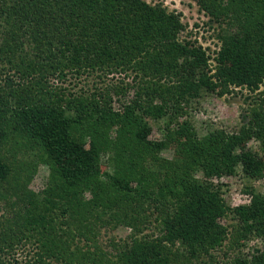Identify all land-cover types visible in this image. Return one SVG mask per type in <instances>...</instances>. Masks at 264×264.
Wrapping results in <instances>:
<instances>
[{
    "label": "trees",
    "instance_id": "trees-1",
    "mask_svg": "<svg viewBox=\"0 0 264 264\" xmlns=\"http://www.w3.org/2000/svg\"><path fill=\"white\" fill-rule=\"evenodd\" d=\"M193 1L228 29L219 34L218 81L210 74L212 57L195 43L180 42L184 25L161 6L142 0H0V79L5 81L0 84V189L10 181L26 187L38 166L17 168V154L3 157L5 145L34 155L50 172L51 188L27 208L32 215L24 219L22 233L36 236L42 226V246L50 250L97 224L134 230L125 245L94 250L98 257L92 263L79 258L84 253L77 246L71 264H222L217 254L226 241L224 264H264V249L258 247L251 259L234 255L252 235L264 238V196L248 187L252 203L233 208L225 202V185L213 182L215 176H234L239 165L244 178L264 179V146L262 155L248 147L253 138L264 141V91L259 109L251 110L254 118L237 132L201 135L189 116V104L203 90L219 97L232 86L260 91L264 0ZM66 68L76 69L74 78L97 69L105 75L134 73L137 90L128 102L118 98L121 110L115 111L112 95L118 86L73 91L64 86ZM129 91L132 85L126 84L120 93L126 98ZM116 123L118 136L110 141ZM153 125L162 131L161 140L149 138ZM168 147L175 149L171 160L155 157ZM108 153L115 175L93 185L101 156ZM22 191L11 200L13 207L35 203ZM84 191L91 192L90 200L81 197ZM11 198L3 194L0 202L7 205ZM147 211L151 218L143 223ZM227 218L234 233L223 222ZM151 225L155 231L142 235ZM3 243L0 264H6Z\"/></svg>",
    "mask_w": 264,
    "mask_h": 264
},
{
    "label": "rangeland",
    "instance_id": "rangeland-1",
    "mask_svg": "<svg viewBox=\"0 0 264 264\" xmlns=\"http://www.w3.org/2000/svg\"><path fill=\"white\" fill-rule=\"evenodd\" d=\"M151 6H161V10L164 9L168 15L178 16L181 20V24L184 25V29L178 33V39L180 42L189 41L192 44L195 43L197 47H200L202 51L207 55L211 56L210 65L213 68L211 75H215L214 80L218 81V73L221 72L220 62L217 61V52L219 51L221 40L219 39V34L228 29L225 26L220 27V25L212 21L208 14L205 11H202L199 5L193 0H142ZM236 27L232 28V31L235 32ZM170 33V32H169ZM225 33V32H224ZM171 34V33H170ZM72 68H66L68 77L64 82V86L72 89L73 91H80L81 88H84L86 91L91 90L92 92L101 91L102 89L109 88L111 91L118 86V94L113 93L112 97L113 107L115 111L121 110V104L118 101V98L123 99L124 102H128L133 98L137 90V84H134L135 74L130 73H114L111 75H105L103 72L99 73L100 70L97 69V73L93 74H81V77L74 78L73 75L76 69L68 70ZM0 84L5 85V81L0 79ZM60 85L62 82L59 83ZM126 84L132 85V91H129L126 98L122 97L120 93L123 87H126ZM135 85V87L133 86ZM97 89V90H96ZM220 91V88L217 89ZM216 90V91H217ZM203 94L192 101L189 104V116L192 119L197 131L201 135H207L210 132H216L218 130L225 131L227 133H234L239 131V129L249 123L252 118H254L253 112L251 110H258L260 107V94L264 91V83L260 87V91L257 93H250L247 88L239 87H230L231 93H227L222 97L217 96L214 93H208L206 90H203ZM115 94V95H114ZM144 97L145 94H143ZM257 98V99H256ZM256 100V103L255 101ZM159 100L155 101V104H159ZM184 118L181 119L183 121ZM116 124L111 126V132L108 133V138L110 141L115 140L118 134L116 133ZM210 131V132H209ZM162 131L159 130V127L153 125V132L149 136L151 140H161L163 138ZM115 137V138H114ZM5 145L2 148L3 157H11L12 154H17L19 163L17 168L21 164H28L31 166L38 165L35 170L31 171L34 174V177L29 181L28 185L25 187L20 182L11 186L10 182L5 185V189H0L1 197L3 194L10 193L12 198L8 201L7 205H3L0 202V243H3L4 248L2 252L3 259L6 260V264H71L74 259H72V251L77 248L79 254H83L82 260L86 259L89 263H92L93 259L98 257L96 253L95 258L93 256V251L96 249L103 248L106 251H111L114 245H119L129 242L131 235L134 233V230L130 227H101L99 224L97 228L93 229L91 232L85 234L84 236L74 237L69 245L61 246L62 242H58L51 247L50 250H46L42 246L43 239L45 238V231H43L42 226L37 227V231L34 233L36 236H31L33 233L30 231L23 232L21 228H25L26 217L32 215V211H28L27 208H32V205L39 204L42 200L43 193L47 188H51L49 185V169L45 165H40L39 159L30 153H22L16 149L8 150V147ZM264 146L263 139L253 138L248 143V147L253 149V151L260 153L262 155ZM174 148L168 147L166 150H163L160 154L155 153V157L162 158L164 160H171L175 154ZM29 155V156H28ZM109 156H101V170L100 175L97 176L96 180L92 182L93 185L98 182H110L112 181L115 173L113 167L109 164ZM38 163V164H37ZM40 165V166H39ZM112 178V179H111ZM213 182L216 185L220 183L225 185L224 190V199L228 206L238 207L241 205H250L253 201V196L247 194L246 188L254 189L257 194L264 196V179L257 180H248L244 178L242 174V168L239 165L237 167V173L232 177L213 178ZM12 181H15V178H12ZM18 182V181H17ZM97 182V183H96ZM22 189H25L26 195L31 196L35 203H30L28 207H13V202L20 197ZM23 193V191H22ZM14 194L16 195L14 197ZM81 196V195H80ZM0 197V199H1ZM81 197L84 199H91V192L84 191ZM12 200V201H11ZM37 203V204H36ZM148 202L146 203V205ZM20 211V212H19ZM151 212H146L143 214L140 219H145L143 223L146 222L150 217ZM229 216V215H228ZM37 219L39 217H36ZM225 224L231 223L230 219H224ZM143 223H140L143 224ZM45 225V224H44ZM43 225V226H44ZM154 226L144 228L142 235L151 234L155 230ZM230 227V226H229ZM231 232L233 229L230 227ZM232 233V234H233ZM232 241H233V235ZM90 238L89 241L87 238ZM87 240V241H86ZM229 241V238H228ZM61 243V244H60ZM227 241L224 243L223 248L218 251V258L222 259L223 262H226V255L229 253ZM169 247V246H168ZM261 250L264 249V238L257 237L252 235L251 239L246 243V247L243 248L241 253L237 250L234 255H242L243 258L251 259V256L254 254L256 248ZM89 251L87 254L86 252ZM113 251V250H112ZM92 254V256H90ZM222 262V264H224Z\"/></svg>",
    "mask_w": 264,
    "mask_h": 264
}]
</instances>
